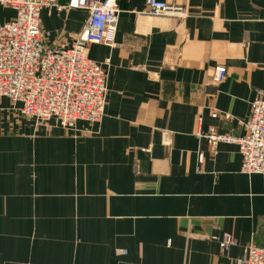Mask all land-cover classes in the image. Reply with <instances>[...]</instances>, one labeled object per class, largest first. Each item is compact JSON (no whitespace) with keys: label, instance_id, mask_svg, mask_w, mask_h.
Returning <instances> with one entry per match:
<instances>
[{"label":"crops","instance_id":"crops-1","mask_svg":"<svg viewBox=\"0 0 264 264\" xmlns=\"http://www.w3.org/2000/svg\"><path fill=\"white\" fill-rule=\"evenodd\" d=\"M160 1L188 16L118 0L115 46L88 47L110 61L99 124H37L0 98V264H235L264 247V176L241 172L236 144L206 137L242 138L264 98V0ZM14 17L0 6V24ZM87 18L46 9L41 26L50 46L70 47ZM225 234L238 242L230 260L212 239Z\"/></svg>","mask_w":264,"mask_h":264},{"label":"built area","instance_id":"built-area-1","mask_svg":"<svg viewBox=\"0 0 264 264\" xmlns=\"http://www.w3.org/2000/svg\"><path fill=\"white\" fill-rule=\"evenodd\" d=\"M149 14L155 17L186 18L187 9L160 0H144ZM15 17L0 24V98L20 104V113L37 124L55 121L65 130H76L79 122L99 124L105 116L108 97L110 61L100 64L88 57L90 45L114 47L120 10L118 0H0ZM46 9L84 10L88 18L70 47L50 46V34L43 31L41 13ZM228 74L225 66L214 70V81L222 83ZM218 114L214 113L213 118ZM245 135L235 138L212 131L207 135L211 146L221 142L239 147L243 162L241 172L264 176V98L258 95L251 103V116L244 124ZM200 154V163L203 164ZM221 255L230 260L238 245L231 235L213 236ZM118 250L117 256L126 255ZM235 264H264V247L250 245Z\"/></svg>","mask_w":264,"mask_h":264}]
</instances>
